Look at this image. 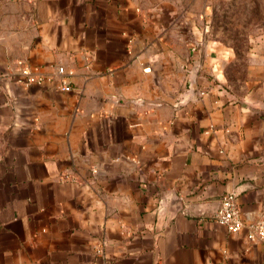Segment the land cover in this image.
<instances>
[{"label":"crops","instance_id":"0c3cea01","mask_svg":"<svg viewBox=\"0 0 264 264\" xmlns=\"http://www.w3.org/2000/svg\"><path fill=\"white\" fill-rule=\"evenodd\" d=\"M212 2L0 0V264H264L213 219L264 212V38L233 81Z\"/></svg>","mask_w":264,"mask_h":264},{"label":"rangeland","instance_id":"374dc122","mask_svg":"<svg viewBox=\"0 0 264 264\" xmlns=\"http://www.w3.org/2000/svg\"><path fill=\"white\" fill-rule=\"evenodd\" d=\"M209 35L228 52L226 70L241 81L254 43L264 38V0H213Z\"/></svg>","mask_w":264,"mask_h":264},{"label":"built area","instance_id":"2783aa9c","mask_svg":"<svg viewBox=\"0 0 264 264\" xmlns=\"http://www.w3.org/2000/svg\"><path fill=\"white\" fill-rule=\"evenodd\" d=\"M18 64L20 74L24 78V84H40L44 81V76L32 74L30 68L21 60L18 61ZM56 71L59 75L64 73L61 66H58ZM56 87L63 91L71 89L68 81L63 76L58 80ZM213 219L216 223L225 227L229 233H238L245 229L246 238L250 242L264 239V212L258 220L249 223L245 222L240 215L237 196L234 192L225 193L220 197L218 207L213 214Z\"/></svg>","mask_w":264,"mask_h":264}]
</instances>
